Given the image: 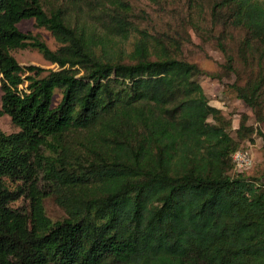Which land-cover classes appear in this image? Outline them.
Listing matches in <instances>:
<instances>
[{"label": "trees", "instance_id": "1", "mask_svg": "<svg viewBox=\"0 0 264 264\" xmlns=\"http://www.w3.org/2000/svg\"><path fill=\"white\" fill-rule=\"evenodd\" d=\"M149 1L145 30L129 0H0V117L15 128L0 131V264H264V171L232 160L253 129L242 118L231 136L183 55L191 34L215 42L263 122L264 0ZM25 49L56 69L21 66Z\"/></svg>", "mask_w": 264, "mask_h": 264}, {"label": "rangeland", "instance_id": "2", "mask_svg": "<svg viewBox=\"0 0 264 264\" xmlns=\"http://www.w3.org/2000/svg\"><path fill=\"white\" fill-rule=\"evenodd\" d=\"M129 1L134 8L135 15L132 20H134L136 27L145 30L150 29L151 27L146 26L144 22L140 21L138 16L140 15V11H148L154 17L156 7L152 5V2L149 0ZM54 2L60 3V0H54ZM72 18L79 23L85 22L89 27L95 26L94 20H89L80 14H75ZM18 29L23 33L38 36L39 39L43 41L51 50H55L57 48V43L51 34L44 29L35 27L33 20L21 22L18 25ZM235 35L236 38H240L241 36V34L237 32ZM234 40L236 39H229V41H227V45L229 47V53H231L236 61L239 62L235 50L236 45H232ZM121 48H124L126 51L127 49L130 50L129 42L126 43V47L122 44ZM183 55L184 58H186L189 62L196 64L204 73L211 75L200 76L198 81L209 100V104L221 110L227 116V126L230 128V134L232 137L236 138V134L234 132L239 127L242 118L247 119L246 125L253 129V134H251L245 142H242L244 140L239 141L237 151L251 153L252 155L253 164L250 168L245 170V176L256 177L260 175V173L264 171V139L262 137L264 136V118L263 122L257 120L254 113L241 101L237 100L235 95L232 93L230 86L236 81V78L234 75H229L225 71V57L219 51L215 42L204 43L195 34H191L189 42H185ZM13 56L21 66L34 65L44 69H56L55 65L49 64L34 50H17L13 52ZM236 67L239 68V71H243L240 63H238ZM239 84H242V82H239ZM0 131L6 134L15 131V128L7 116L0 117ZM258 132H261L262 136ZM45 209L47 215L53 220H59L64 216V212L61 207L51 199L45 202Z\"/></svg>", "mask_w": 264, "mask_h": 264}, {"label": "built area", "instance_id": "3", "mask_svg": "<svg viewBox=\"0 0 264 264\" xmlns=\"http://www.w3.org/2000/svg\"><path fill=\"white\" fill-rule=\"evenodd\" d=\"M236 170L242 171L250 168L253 164L251 153L237 151L232 156Z\"/></svg>", "mask_w": 264, "mask_h": 264}]
</instances>
